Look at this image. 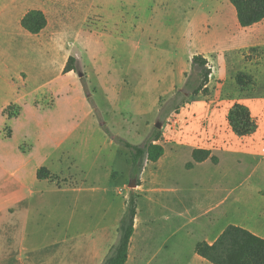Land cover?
Wrapping results in <instances>:
<instances>
[{
    "label": "rangeland",
    "instance_id": "374dc122",
    "mask_svg": "<svg viewBox=\"0 0 264 264\" xmlns=\"http://www.w3.org/2000/svg\"><path fill=\"white\" fill-rule=\"evenodd\" d=\"M100 10L95 30V16L76 26L81 12L68 8L70 22L51 20L39 38L0 12V264L53 262L109 190L116 209L138 202L157 257L138 264H202L195 245L229 225L264 235V20L241 27L228 0H103ZM195 55L211 68L207 95H193ZM69 56L76 71L63 75ZM239 72L252 83L237 85ZM236 103L256 124L249 136L227 123ZM155 131L166 157L145 164L136 187L115 140L142 145ZM195 149L210 158L189 169ZM40 168L48 179L36 180ZM150 188L179 202L159 204Z\"/></svg>",
    "mask_w": 264,
    "mask_h": 264
},
{
    "label": "trees",
    "instance_id": "16d2710c",
    "mask_svg": "<svg viewBox=\"0 0 264 264\" xmlns=\"http://www.w3.org/2000/svg\"><path fill=\"white\" fill-rule=\"evenodd\" d=\"M236 12L238 24L245 28L264 20V0H228ZM47 21L45 15L36 10L27 12L21 20L22 28L30 34H39ZM192 73L195 74L197 87L193 95L208 94V83L211 68L206 58L195 55L191 62ZM76 71L75 58L69 56L62 70L63 74ZM237 85L246 87L252 83V79L239 72L235 76ZM188 85V80L186 81ZM227 123L231 131L238 137L249 136L255 132L256 124L253 121L249 109L240 103L234 104L228 111ZM160 132L155 131L152 138L142 145H132L122 139L115 141L127 149L130 162V178L134 185H139L140 175L145 163H155L164 154V148L158 144ZM194 163H201L210 158L207 150L195 149L191 154ZM192 163L187 164L190 168ZM37 179H48L49 173L45 168H40L36 174ZM137 212V202L131 196L126 204L125 213L117 229V242L113 245L101 264H125L128 258L130 239L133 234L134 219ZM195 253L211 264H264V238L250 231L229 225L220 236L212 243L199 242L194 247Z\"/></svg>",
    "mask_w": 264,
    "mask_h": 264
},
{
    "label": "crops",
    "instance_id": "0c3cea01",
    "mask_svg": "<svg viewBox=\"0 0 264 264\" xmlns=\"http://www.w3.org/2000/svg\"><path fill=\"white\" fill-rule=\"evenodd\" d=\"M102 3L103 0H6V1L0 0V12L10 11L11 18L14 19L16 24H20V26H21V20L27 12L32 10L42 12L46 17V21H47L46 27L39 34L33 35L29 33L30 35L39 38L42 37L43 32L50 25L51 20H55L56 24H58L59 26H64L65 23L70 22V20H67L64 17V12L68 8H79V11L81 12L82 19L79 21L75 20V25L78 24L79 22H81L82 25L83 24L85 25V23H87L89 16H95L96 20L93 23V25H91L95 30L100 25L99 20L103 21L101 23L105 22L104 15L100 10L102 7ZM3 15L4 14L0 15V21L2 22L1 27L3 28V30H5V27L7 26L8 17H4ZM3 36H6V34H4ZM165 157H166V151L164 149V154L161 156V158L157 162L149 163V164L157 165L159 164V162L161 163L163 159H165ZM189 163H192V166L189 169H192L194 165L196 166L197 164H201V163H194L193 161ZM144 167L140 173L142 178L144 177L146 171V169L144 170ZM140 175H139V185L136 187H140V185L143 182V179L142 178L140 179ZM36 180L39 181L43 179H37L36 177ZM149 191L150 193L152 191L154 194L157 193L156 195H160L159 197L155 196L154 201L159 204L165 205L166 207L175 204V202H179V200H175V198L171 196H170L171 198H169V195L163 193V189L161 188H155V189L150 188ZM109 192L110 190L107 191L105 196H102L100 203H97L99 202L97 200L87 203L85 207V211L87 212L86 214L89 215V213H91L93 219L92 223L89 225L90 229L84 232L79 237H77V239L73 241V243L69 242V244L62 245V247L59 248L58 256L57 253L53 256V262L50 261L48 263L45 261L43 264H47V263L48 264H101L102 263L103 259L109 252L110 248L113 245H115V243L117 242V237H118L117 229L126 209V207H123L121 205H119L118 209H116L114 207L115 201L109 198L108 195ZM96 203L99 205H96ZM96 210L97 211L101 210V212H99L101 213L100 219L99 218L97 219ZM196 210L198 211L199 208H196ZM187 214L188 215L190 214L189 210H187ZM97 215L99 214L97 213ZM148 226L149 223L146 225V227ZM141 228H143L144 230V227L141 224V220L139 219L138 202H137V212L133 225L134 230L130 239L128 258L125 264H138L140 261L147 260V258L150 260L149 262L152 263L154 260L157 259V257L154 254H151L148 247L149 246L148 235L143 236V234H141ZM248 231L259 237L264 238V235L259 233L256 229H249ZM204 242L208 244L213 243L207 240ZM62 250H64V252L67 254L64 258L62 257V253H63ZM196 256L199 262H201L202 264H206L207 262L206 260L199 257L197 254ZM20 258L21 260L30 259L29 257H23V256H20ZM67 260H69V262H66Z\"/></svg>",
    "mask_w": 264,
    "mask_h": 264
},
{
    "label": "water",
    "instance_id": "95a60500",
    "mask_svg": "<svg viewBox=\"0 0 264 264\" xmlns=\"http://www.w3.org/2000/svg\"><path fill=\"white\" fill-rule=\"evenodd\" d=\"M161 126H162L161 123H158V122H157V123L155 124V127H156L157 129H160Z\"/></svg>",
    "mask_w": 264,
    "mask_h": 264
}]
</instances>
